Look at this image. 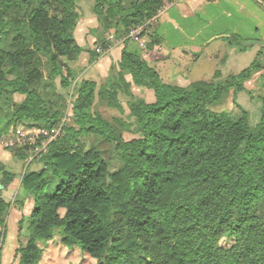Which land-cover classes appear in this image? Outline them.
I'll return each instance as SVG.
<instances>
[{
  "label": "trees",
  "instance_id": "obj_1",
  "mask_svg": "<svg viewBox=\"0 0 264 264\" xmlns=\"http://www.w3.org/2000/svg\"><path fill=\"white\" fill-rule=\"evenodd\" d=\"M177 1L96 0L93 12L122 37ZM82 15L78 0H0V136L19 125L59 131L40 154L42 168L20 182L22 203L31 198L34 205L18 264H41L42 243L57 236L95 264H264V96L255 125L237 103L239 115L212 109L232 88L244 91L261 64L254 60L223 82L181 87L164 83L126 42L115 81L99 96L122 111L123 94L131 121L110 123L94 114L97 84L82 80L75 86L74 125H66L65 110L50 107L42 93V67L45 61L54 80L66 67L63 59L74 62L84 52L92 61L99 57L75 38ZM149 39L148 57L163 59L155 51L158 37ZM221 40L240 53L262 44L236 34ZM132 86L153 91L154 101L136 97ZM15 95L20 102L10 99ZM90 134L114 147L116 169L98 147L82 142ZM0 175L4 189L16 179L1 162ZM9 208L0 197L3 242ZM226 238L231 246L222 244ZM1 258L2 248L0 264Z\"/></svg>",
  "mask_w": 264,
  "mask_h": 264
},
{
  "label": "rangeland",
  "instance_id": "obj_2",
  "mask_svg": "<svg viewBox=\"0 0 264 264\" xmlns=\"http://www.w3.org/2000/svg\"><path fill=\"white\" fill-rule=\"evenodd\" d=\"M95 4L96 0H78V5L83 12L82 18H94L97 22L93 21V25H97V27H90L88 29V26L86 30L80 29L77 38L85 50L95 52L99 57L92 61L90 54L84 52L74 62H68L63 59L62 65L66 67L63 68L62 76L54 80L49 79L50 68L45 61L42 67L46 79L42 93L50 107L65 110L63 124L66 125H74L73 101L75 100V86L82 80L93 81L97 84L96 99L92 108L94 114L101 115L104 120L110 123L116 119L130 122L128 99L123 94L119 95V103L123 108L120 111L117 108L108 107L100 98L99 93L101 89L108 86L112 81H115L116 74L119 71L118 64L120 60L118 61L112 55L113 51L118 52V55H120L119 53L122 52L126 42H128L129 49L136 50L143 59L148 60L150 52L149 36L153 33V27L150 24L146 25L145 36L143 37L146 43L142 46L139 41L129 38L130 33L135 28L131 29L128 35L122 37H118L115 34L114 28L106 30L93 12ZM262 35H264V20ZM215 42L218 48L216 47L212 50L211 48L204 49L202 53L198 54V57L194 55L192 61L184 69H182L181 65H174L175 69L180 74L188 76V74L193 73L192 68L194 64L203 58L205 63L196 68L192 75L191 83L188 86L197 81L219 83L228 80L232 76L239 75L243 70L250 67L254 60H258L263 71L252 74L251 78L244 83L245 90L235 94L236 88H232L219 104L212 107L216 111L228 110L234 115H239L240 110L235 104L237 103L249 113L250 122L255 125L259 120L261 99L264 96V43L256 45L252 51L240 53L230 48V46L220 39ZM259 52H261L260 55L258 54ZM108 60H112V63L110 64ZM150 65L153 66V63H150ZM62 77L66 79L67 85L63 83ZM128 80L130 81L131 78L128 77ZM131 91L138 98H144L148 102L154 101V93L151 90L132 86ZM10 99L14 102H20L22 97L15 95L14 97H10ZM58 135L59 131L48 133L27 125H19L17 128L11 129L8 134L0 136V156L3 157V162L1 160L0 162L2 164L6 162L7 164L3 165L7 170L16 174L14 182L7 189L3 188L0 190V197L10 203L6 216L7 232L4 242L3 238H0V248H2L1 264H18L16 252L19 248L26 245L28 239V221L26 216L30 215L34 203L31 198L22 203L21 179L26 172L42 168V164L39 161L40 154L45 151L48 142L55 139ZM134 137V134H124V138L127 140ZM82 142L86 146L94 145L98 147L103 153L105 160L110 163L112 169L118 167L119 164L115 160V149L110 143L94 134L82 137ZM19 150H22V153L25 155L24 159L20 158L18 154ZM22 219H24V222L20 227ZM4 230V227H0L1 235L4 233ZM59 239V236H57L50 242L42 243L45 252L41 264L96 263L93 258L82 253L78 247L71 249L61 245ZM232 242L226 238L222 241V244L231 246Z\"/></svg>",
  "mask_w": 264,
  "mask_h": 264
},
{
  "label": "crops",
  "instance_id": "obj_3",
  "mask_svg": "<svg viewBox=\"0 0 264 264\" xmlns=\"http://www.w3.org/2000/svg\"><path fill=\"white\" fill-rule=\"evenodd\" d=\"M263 15L264 2L261 0H178L150 22L159 39L155 51L163 59L151 60L148 57L147 61L153 63L151 66L159 72L164 83L187 87L196 68L205 63L203 58L193 68L191 66L193 73L188 76L180 74L174 65H181L184 69L194 55L198 57L204 49L218 48L215 41L232 34L260 40L263 44ZM93 21L97 22L92 17H84L78 22L75 31L77 41L80 29L97 27ZM119 54L113 51L112 55L119 61L121 52ZM108 61L112 63V60ZM0 160L3 162L2 156Z\"/></svg>",
  "mask_w": 264,
  "mask_h": 264
},
{
  "label": "built area",
  "instance_id": "obj_4",
  "mask_svg": "<svg viewBox=\"0 0 264 264\" xmlns=\"http://www.w3.org/2000/svg\"><path fill=\"white\" fill-rule=\"evenodd\" d=\"M146 25L136 27L131 33L129 38L137 40L142 46L145 45L146 40L143 38L145 36Z\"/></svg>",
  "mask_w": 264,
  "mask_h": 264
},
{
  "label": "water",
  "instance_id": "obj_5",
  "mask_svg": "<svg viewBox=\"0 0 264 264\" xmlns=\"http://www.w3.org/2000/svg\"><path fill=\"white\" fill-rule=\"evenodd\" d=\"M4 187L0 184V190H2Z\"/></svg>",
  "mask_w": 264,
  "mask_h": 264
}]
</instances>
